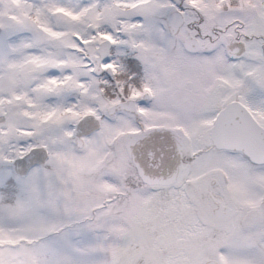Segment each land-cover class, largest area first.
I'll return each instance as SVG.
<instances>
[{"label": "snow or ice", "instance_id": "snow-or-ice-1", "mask_svg": "<svg viewBox=\"0 0 264 264\" xmlns=\"http://www.w3.org/2000/svg\"><path fill=\"white\" fill-rule=\"evenodd\" d=\"M0 264H264V0H0Z\"/></svg>", "mask_w": 264, "mask_h": 264}]
</instances>
